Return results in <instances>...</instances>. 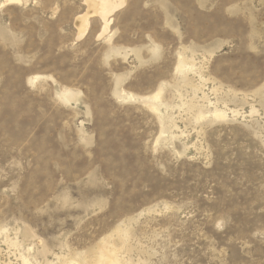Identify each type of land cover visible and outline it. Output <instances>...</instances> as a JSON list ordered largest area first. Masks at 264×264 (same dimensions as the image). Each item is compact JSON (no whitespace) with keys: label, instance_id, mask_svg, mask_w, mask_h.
Instances as JSON below:
<instances>
[{"label":"rangeland","instance_id":"rangeland-1","mask_svg":"<svg viewBox=\"0 0 264 264\" xmlns=\"http://www.w3.org/2000/svg\"><path fill=\"white\" fill-rule=\"evenodd\" d=\"M97 12L0 0V264H264V0Z\"/></svg>","mask_w":264,"mask_h":264},{"label":"bare ground","instance_id":"bare-ground-1","mask_svg":"<svg viewBox=\"0 0 264 264\" xmlns=\"http://www.w3.org/2000/svg\"><path fill=\"white\" fill-rule=\"evenodd\" d=\"M110 1L111 0H90V2H92V5L97 8V11H98L97 13H99L102 16L103 20H105V25H106L105 27L106 28H108V24L110 22V19H107L109 17V15L110 14L112 15L114 13V11H116L120 6H123V4H124V0H119V1H121V3L118 2V0H117V2L119 3L118 5H116V4L113 5V3H112L113 1L112 2H110ZM114 2H115V0H114ZM88 4H89V1H88ZM93 11L95 12L96 10H93ZM84 20H85V17H84ZM101 264H103V263H101Z\"/></svg>","mask_w":264,"mask_h":264}]
</instances>
